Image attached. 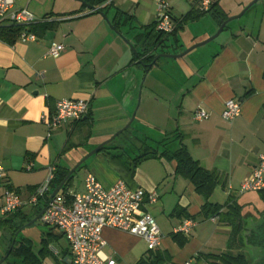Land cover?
I'll return each mask as SVG.
<instances>
[{
  "label": "crops",
  "instance_id": "crops-1",
  "mask_svg": "<svg viewBox=\"0 0 264 264\" xmlns=\"http://www.w3.org/2000/svg\"><path fill=\"white\" fill-rule=\"evenodd\" d=\"M166 1L176 23L191 10L201 11L199 0ZM216 1L229 17L250 0L240 1L237 7L211 0ZM40 2L27 0L25 8L30 10L33 5L39 14ZM103 5L55 0L49 8L44 5L39 16L33 13L38 20L31 28L35 41L9 44L0 39V164L5 171L0 207L4 190L17 189L24 202L21 211L32 213L34 208L27 201L46 182L50 168L58 164L71 168L76 163L75 156L62 155L68 138L78 134L77 140L83 137L84 143L92 146L108 139L129 121L139 91L136 116L124 141L135 135L155 146L176 134L177 143L184 144L201 167L221 175L223 185L215 187L209 201L239 200L241 183L252 175L259 155L264 154V4L254 12L249 9L244 22L231 24L235 27L229 26L230 32L222 40L198 47L182 58L160 63V57L147 72L132 62L133 52L110 31L99 11L110 19L123 12L129 20L119 29L133 45L139 31L136 27L155 22L154 3L110 0ZM219 26L210 14L188 21L176 34L177 40L167 41L169 48L164 53H178L212 36ZM53 41L65 46L58 58L47 54ZM231 98L240 101L241 113L227 121L222 111L224 102ZM61 99L87 100L89 110L84 117L89 119L49 131L43 117L52 113ZM199 109L208 116L195 119ZM150 132L154 135L149 136ZM131 148L126 147L134 156L137 150ZM109 153L91 157L81 186L69 191L70 196L84 191L88 173L106 188L118 179L131 188H142L146 193L144 210L155 219L162 235L156 250L167 256L164 264H182L188 259L194 264H210L208 254L227 249L230 227L201 212L205 198L192 182L175 172L172 161L148 158L131 173L122 169L120 161H111L110 156L120 154V150ZM72 186L73 181L69 188ZM218 192L223 202L216 199ZM150 195L155 196L154 201L149 200ZM0 218L4 217L0 214ZM186 218L195 220V226L189 234L176 233ZM102 236L106 241L103 253L113 255L117 264H136L149 255L146 242L128 232L105 228ZM49 250L56 260L51 264H67V242Z\"/></svg>",
  "mask_w": 264,
  "mask_h": 264
},
{
  "label": "built area",
  "instance_id": "built-area-1",
  "mask_svg": "<svg viewBox=\"0 0 264 264\" xmlns=\"http://www.w3.org/2000/svg\"><path fill=\"white\" fill-rule=\"evenodd\" d=\"M110 0H104L103 6ZM156 7V29L170 34L174 31L176 21L171 14V8L166 0H151ZM211 0H199V9L207 11ZM38 22L35 15L27 8H16L15 0H0V29L6 25L21 27L18 36L21 42H32L37 39L31 30ZM65 46L59 42H51L47 54L58 58ZM89 110V102L84 99H61L56 102L52 113L43 117L48 130L73 124L82 119ZM241 113V103L236 99L224 102L222 117L231 121ZM208 113L199 109L195 111V119H204ZM31 168V164L27 169ZM55 167L49 171L46 182L29 198L27 204L36 206L49 191L50 181L54 177ZM4 168L0 164V186L4 181ZM231 189V187H229ZM264 189V154L258 157L252 175L243 181L239 193L258 192ZM146 193L142 188H131L124 180L118 179L113 185L104 187L92 173L84 180V191L75 193L68 199L63 194H57L46 201L44 212L40 216L43 225L55 228L65 238L69 257L67 264H117L113 255H106L102 249L106 244L102 236L105 228H113L140 237L146 242L149 251L156 250L161 244V232L155 219L144 210ZM0 214L8 216L24 205L19 193L13 189H5ZM154 201L155 196L150 195ZM213 220H218L214 216ZM195 226V220L186 218L175 230L176 233L189 234ZM167 264H173L168 262ZM182 264H193L188 259Z\"/></svg>",
  "mask_w": 264,
  "mask_h": 264
},
{
  "label": "trees",
  "instance_id": "trees-1",
  "mask_svg": "<svg viewBox=\"0 0 264 264\" xmlns=\"http://www.w3.org/2000/svg\"><path fill=\"white\" fill-rule=\"evenodd\" d=\"M82 1L95 6L104 2V0ZM102 9L104 8H101V10ZM205 14H210L219 25L228 18L219 2L216 1L212 2L209 9L205 12L198 10L189 11L179 19V21L177 20L175 29L170 34L157 30L155 22L149 25H140L136 27L139 31L134 36L133 46L137 50V53L133 55L132 62H136V64L143 66L146 70L150 69L157 63L159 58L157 59L156 56L158 53L165 52V48L168 47L167 41L170 38L177 40L176 34L183 28L184 24L188 21H194ZM120 18H123V22L120 21ZM128 20L129 18L126 17L123 12H117L113 19V24L119 29L121 24L124 25ZM20 31L21 27L19 26H3L0 29V39L9 44H13L18 39ZM175 50H177L176 47L174 52ZM88 119L89 118H82L75 123L82 124ZM130 129L131 127L117 136L110 144L102 148L100 152H105L107 155H111L109 153L110 150H120V154L110 156L112 157L111 161L113 159L120 161L121 164H123L122 169L131 173L141 161L148 158H165L168 161H172L175 166V172L192 182L196 191L205 198L206 202L203 205L201 212L207 217H218L220 222H223L230 227L227 249L219 254H208L207 257L211 260L210 264H249L243 255L235 254L234 252V249L237 248L239 237L245 228L243 221V210L245 205L241 204L237 199H229L224 203H212L209 201L215 187L219 184L223 185L221 175L214 170H207L201 167L200 164L191 157L185 145L181 142L177 143L178 138L176 134H173V139L165 137L162 140L157 141L155 146H152L147 142V139L135 135L128 137L127 140L124 141L123 138L130 133ZM166 135L172 134L168 133ZM119 139L123 141L122 144H119ZM175 142L177 144L173 145ZM170 143L173 146L171 145L170 147ZM80 145L81 143H74L68 138L63 147L62 155L72 153L77 150ZM126 147H135L137 150L135 155H130ZM131 149L134 150L133 148ZM77 161L78 158L76 157V162ZM85 166L86 164H82L76 171ZM69 170L70 168L65 165H57L54 177L49 184V191L44 195V198L40 200L38 205L32 206L34 208L32 213L25 214L20 208L16 212L4 218H0V226H3L4 232L0 239V261L3 259V262L8 261V264H44V257L51 254L49 250L50 243L52 240L62 237V234L55 228H50L45 237L41 239L39 249L35 251L29 239H19V230L41 211L45 206L46 201L50 199L51 192L61 184ZM75 172L69 177L61 191L58 193L65 195L68 199H71V196L68 194V188L72 184ZM15 191L18 192L17 189ZM259 195L264 199V191H259ZM12 244L13 247L11 248ZM5 255L7 256L4 258ZM167 259L168 258L164 252L154 250L149 251V255L146 258L140 259L136 264H164Z\"/></svg>",
  "mask_w": 264,
  "mask_h": 264
},
{
  "label": "rangeland",
  "instance_id": "rangeland-1",
  "mask_svg": "<svg viewBox=\"0 0 264 264\" xmlns=\"http://www.w3.org/2000/svg\"><path fill=\"white\" fill-rule=\"evenodd\" d=\"M21 1H22V4H21ZM21 1L20 0H16L15 6L16 7L19 6L20 8H25L26 4H27V0H21ZM41 1H42V2H40V3H42V5L40 6L41 12L39 14H38V12H34L33 8L35 6H33V5L31 6V9L29 11H31V12L33 11L32 13H34V14L39 16L42 13L43 8L45 7L44 5H46V8L47 7L49 8L50 6H52V4L54 3L55 0H41ZM240 1H242V0H223L222 4H223L224 7L231 6V5H236V7H237L238 3ZM250 1H252V0H250ZM244 2H245V0H244ZM249 2H247L244 6H246ZM43 3H44V5H43ZM59 4H60V2H59ZM262 4H264V0H258L253 5V7L250 8V10H251L250 12H254V10L260 8ZM244 6L241 8V10L244 8ZM239 12H237L235 14H231L229 17L235 16ZM246 18H247V15L245 13L241 17L230 21L228 23V27H226L224 29L223 33L221 32V36L220 35L217 36L215 39H213V41L209 42V44L215 42V40H216V42L218 40H222L224 38L225 34L230 32V29H229L230 27L229 26H231L232 28L235 27V25H231V24H237L239 22H244L246 20ZM204 46H208V43L205 44ZM204 46H202L200 48H205ZM165 49H167V47ZM184 50L185 49H183L182 51H184ZM182 51H180V52H182ZM170 59L171 58L161 57L159 62L162 63V62H165L166 60H170ZM97 134H98V132L96 131V135ZM152 134L154 135V133H152V132L148 133L149 136H152ZM77 136H78V134H76L75 137H72L71 141L74 142V143H78V142L82 143V146L80 148H78V149H80V150H78L79 152L80 151H88V150H90L93 147L92 146L93 144L84 143V138L83 137H81L79 140H77ZM118 142L122 143L123 141H121L119 139ZM89 160L86 163H88ZM84 174H85V167H83V168H81V169H79L78 171L75 172L74 178H73V186L71 188H68V192L69 191L73 192V191H75L76 188L81 186V184L83 182V179H84ZM216 199L221 201V202H223L222 193L218 192L217 196H216ZM238 199H239L238 201L241 204L245 205V207H244L245 211L248 210V209L252 210V211H255L257 209H261L262 208V201H261V198H260V196L258 195L257 192H246L244 194H241L238 197ZM49 229H50V227H48L46 225H43L40 220H37V222L35 224L25 226V227H23L22 229L19 230V239H21V238L29 239L31 241L32 245H33V249L35 251H37L39 249V247H40L41 239L43 237H45V235H46V233L48 232ZM3 233H4L3 232V226H0V239H1L2 235H3ZM61 245H66V240H65V238L63 236L52 240V242L50 243L49 247L57 248V247H60ZM43 260H44L45 264H51V263H55L56 262V260H55V258H54V256L52 254H49L48 256H45ZM2 264H8V261L7 262H3ZM200 264H201V262H200Z\"/></svg>",
  "mask_w": 264,
  "mask_h": 264
},
{
  "label": "water",
  "instance_id": "water-1",
  "mask_svg": "<svg viewBox=\"0 0 264 264\" xmlns=\"http://www.w3.org/2000/svg\"><path fill=\"white\" fill-rule=\"evenodd\" d=\"M258 0H252L250 1L246 6H244V8L235 16H231L228 17L226 20H224L219 28L217 29V31L210 37L206 38L203 41L200 42H196L194 44H192L191 46L187 47L184 51L182 52H178V53H160L156 56V58H160V57H167V58H173V59H177V58H182L185 55H187L189 52H191L192 50L201 47L207 43H209L210 41H212L213 39H215L217 36H219L221 34V32L223 31L224 27L228 24V22L237 19L239 17H241L243 14H245L251 7H253V5L257 2ZM83 2V1H82ZM99 14L102 16V18L104 19L105 23L107 24V26L109 27L110 31L114 32L115 34H117V36H119V38H121L125 44H127V46L131 49V51L133 52V54L135 55L137 53V50L134 48V46L125 38V36L120 32V29H117L114 24H113V19H110L106 13L99 11ZM145 72H147L146 69H144ZM143 84V80L140 84ZM140 102V91H139V98H138V104ZM138 104L135 108V110L133 111L130 119L128 122L125 123V125L123 127H121L120 129L116 130L108 139L100 142L99 144L93 146L90 150L88 151H78L80 149H77L75 151H73L72 153H69V155H73L75 156V158H78V161L70 168L68 174L66 175V177L64 178V180L61 182V184L56 187L53 192L50 195V199L53 198L55 195H57L59 193V191L62 189L63 185L65 184V182L69 179V177L78 169V167H80L82 164H86V162L93 157L95 154L99 153L100 150L104 147H106L108 144H110L114 139H116L117 136H119L121 133H123L124 131L128 130L131 125L132 122L135 119L136 116V111L138 109ZM83 119H85V117H83ZM44 207L41 209V211L31 220L29 221L25 226L28 225H32L35 224L37 222V220L40 219V216L42 215V213L44 212ZM22 227V228H23ZM21 228V229H22ZM2 261V260H1ZM1 264V262H0Z\"/></svg>",
  "mask_w": 264,
  "mask_h": 264
},
{
  "label": "flooded vegetation",
  "instance_id": "flooded-vegetation-1",
  "mask_svg": "<svg viewBox=\"0 0 264 264\" xmlns=\"http://www.w3.org/2000/svg\"><path fill=\"white\" fill-rule=\"evenodd\" d=\"M257 193L259 195V191ZM261 201V209L243 210L245 228L239 237L237 248L234 249L235 254L243 255L249 264H264V199L261 198ZM0 262L2 264L3 259Z\"/></svg>",
  "mask_w": 264,
  "mask_h": 264
}]
</instances>
